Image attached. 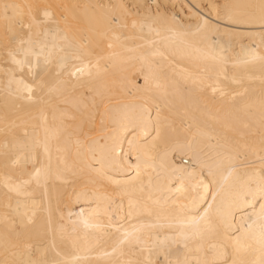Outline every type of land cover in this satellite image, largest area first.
Segmentation results:
<instances>
[{
  "label": "bare ground",
  "instance_id": "obj_1",
  "mask_svg": "<svg viewBox=\"0 0 264 264\" xmlns=\"http://www.w3.org/2000/svg\"><path fill=\"white\" fill-rule=\"evenodd\" d=\"M0 264H264V0H0Z\"/></svg>",
  "mask_w": 264,
  "mask_h": 264
}]
</instances>
